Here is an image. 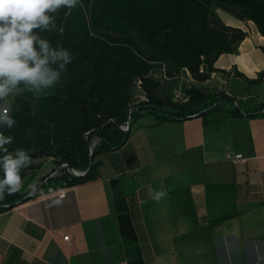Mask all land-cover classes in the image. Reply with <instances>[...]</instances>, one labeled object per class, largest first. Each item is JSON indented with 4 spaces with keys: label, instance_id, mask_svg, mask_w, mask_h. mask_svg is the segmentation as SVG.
Masks as SVG:
<instances>
[{
    "label": "crops",
    "instance_id": "crops-1",
    "mask_svg": "<svg viewBox=\"0 0 264 264\" xmlns=\"http://www.w3.org/2000/svg\"><path fill=\"white\" fill-rule=\"evenodd\" d=\"M214 12L247 34L214 67L254 78L264 70V36L250 21ZM214 82L244 101L264 100V81L248 85L216 73L204 86ZM227 152L244 162L232 164ZM99 158L97 180L0 213V264H126L109 186L121 175L135 185L147 264H264V118L224 115L204 126L198 117L159 123L145 117L120 149ZM53 168L26 178L21 190ZM161 189L166 194L156 201L151 193Z\"/></svg>",
    "mask_w": 264,
    "mask_h": 264
},
{
    "label": "trees",
    "instance_id": "trees-1",
    "mask_svg": "<svg viewBox=\"0 0 264 264\" xmlns=\"http://www.w3.org/2000/svg\"><path fill=\"white\" fill-rule=\"evenodd\" d=\"M214 9L252 22L264 36V0H80L75 8L53 14L56 28L37 30V34L53 46L68 48L73 61L60 85L39 96H17L12 113L17 123L3 131L14 137L7 145L10 152L23 148L34 161L21 173L23 181L46 161L57 170L44 175L34 189L5 196L0 213L64 187L97 180L102 166L99 157L120 149L131 127L142 118L159 123L198 117L204 126L224 115L264 118V100L244 109L225 89L204 86L216 73L248 85L264 81V70L248 78L234 67L232 71L214 67L221 55L236 53L247 35L225 26ZM161 66L168 75L188 71L194 81L188 102L172 101L174 81L150 77ZM127 120L129 129L123 131ZM70 170L84 174L75 176ZM109 186L126 264H147L135 185L121 175L111 179Z\"/></svg>",
    "mask_w": 264,
    "mask_h": 264
},
{
    "label": "clouds",
    "instance_id": "clouds-1",
    "mask_svg": "<svg viewBox=\"0 0 264 264\" xmlns=\"http://www.w3.org/2000/svg\"><path fill=\"white\" fill-rule=\"evenodd\" d=\"M80 0H0V201L21 190V173L30 167L29 151L17 148L11 130L17 123L12 115L17 96L31 93L39 96L62 83L73 53L62 44L53 46L37 34L56 28L55 16L60 9L71 10ZM33 189L35 186H31ZM163 189L151 193L159 201ZM59 204V200H54Z\"/></svg>",
    "mask_w": 264,
    "mask_h": 264
},
{
    "label": "built area",
    "instance_id": "built-area-1",
    "mask_svg": "<svg viewBox=\"0 0 264 264\" xmlns=\"http://www.w3.org/2000/svg\"><path fill=\"white\" fill-rule=\"evenodd\" d=\"M150 77L156 81L160 82H171L174 81V87L171 92V99L175 103H186L189 101V91L192 88L194 83L193 79L189 75L186 69H182L177 74L168 75L164 66H161L157 71H151L149 73ZM215 74L212 75L211 79L214 78ZM227 94V93H226ZM229 95V94H228ZM236 101L245 100L244 97L235 96ZM131 111V110H130ZM129 121L127 120L125 125L121 126L123 131H127L129 129ZM225 159L230 161L232 164H238L244 162V159L240 154H233L227 152L225 154ZM57 169L54 170L52 174L56 172ZM51 174V175H52ZM63 193H60L59 196L63 197ZM68 237H64L63 240H67Z\"/></svg>",
    "mask_w": 264,
    "mask_h": 264
},
{
    "label": "rangeland",
    "instance_id": "rangeland-1",
    "mask_svg": "<svg viewBox=\"0 0 264 264\" xmlns=\"http://www.w3.org/2000/svg\"><path fill=\"white\" fill-rule=\"evenodd\" d=\"M224 14H227V13H224ZM234 82H233V86H234ZM208 88H210V89H215V88H218L217 87V85H216V83L214 82V83H210L209 85H208ZM235 97V96H234ZM136 98H140L139 97V95H137V97ZM252 98H250V99H248L247 101H240L239 100V103H240V105H241V107L242 108H244V109H248V107L252 104ZM226 105L227 106H230L232 109H234V104L232 103V102H227L226 103ZM165 108H167V109H171V106H169V105H165ZM96 141V139L95 138H93L92 139V141H91V143H92V145H93V143ZM34 163V161H31V164H33ZM45 164V163H44ZM44 164L39 168V171L40 172H44L46 169H48V168H53V165L52 164H46L45 166H44ZM43 166H44V168H43ZM53 170V169H52ZM36 173V172H35ZM24 189V187H21V189Z\"/></svg>",
    "mask_w": 264,
    "mask_h": 264
},
{
    "label": "water",
    "instance_id": "water-1",
    "mask_svg": "<svg viewBox=\"0 0 264 264\" xmlns=\"http://www.w3.org/2000/svg\"><path fill=\"white\" fill-rule=\"evenodd\" d=\"M70 173H72L73 175H75V176H82L84 173H76V172H74V171H72V170H70Z\"/></svg>",
    "mask_w": 264,
    "mask_h": 264
}]
</instances>
